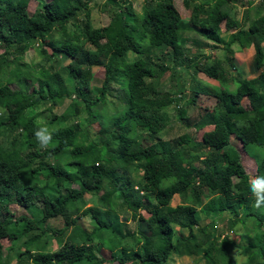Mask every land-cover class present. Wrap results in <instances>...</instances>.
I'll list each match as a JSON object with an SVG mask.
<instances>
[{"label": "trees", "instance_id": "trees-1", "mask_svg": "<svg viewBox=\"0 0 264 264\" xmlns=\"http://www.w3.org/2000/svg\"><path fill=\"white\" fill-rule=\"evenodd\" d=\"M36 1L31 12V0H0V106H16L0 116V264L4 238L15 264H169L183 255L235 264L236 248L246 264H264V206L254 207L251 192L252 179L264 176V7L248 22V9L238 18L237 0H183L188 18L174 0H142L140 11L134 0H104L98 7L108 20L94 28L93 0ZM208 42L224 55L206 54ZM236 45L259 48L253 76L238 69ZM30 49L39 59H26ZM95 66L105 70L98 87ZM167 73L174 90L162 88ZM114 84L123 95L112 112L102 103ZM200 94L216 102L194 120L189 108ZM58 98L70 100L64 112L42 121L36 109L51 110ZM171 107L193 132L162 136ZM44 126L53 132L47 148L35 137ZM233 134L257 148L256 175ZM160 170L167 195L157 194ZM89 197L97 202L88 205ZM13 204L38 214L13 217ZM57 218L62 226H50ZM53 241L57 248H47Z\"/></svg>", "mask_w": 264, "mask_h": 264}, {"label": "rangeland", "instance_id": "rangeland-1", "mask_svg": "<svg viewBox=\"0 0 264 264\" xmlns=\"http://www.w3.org/2000/svg\"><path fill=\"white\" fill-rule=\"evenodd\" d=\"M104 0H93V5H94V9H93V15H92V24L94 28L100 27L102 25H104L107 20L108 17L102 12L100 11L99 7H98V3L103 2ZM135 2V7L137 9V11H140L142 8V0H134ZM176 7L178 8V10L180 11V13L182 14V16L184 18H188L190 16V10L187 9L184 6L183 0H174ZM37 1L36 0H31L30 2V11L34 12L37 8ZM232 4L235 5V9L237 11V16L238 18L243 21L244 19V15H245V11L246 9L249 10L248 13V22H251L254 19L255 16V6L256 5H260L262 7H264V0H255L254 4H248V0H237L232 2ZM223 29H225V27L223 26ZM187 36L190 37V41H188L189 46H191L193 53H198L200 51V48L198 46H196L194 44L195 41V35L192 33H186ZM105 44V41L102 40L98 43V46H102ZM205 46L202 48L203 51L206 54H210L212 55L213 58L215 57H222L224 55V50L223 48L219 45V46H215V44L213 42H208V44H204ZM90 47H94L92 45H89ZM262 49L260 48V60L264 58V44L261 45ZM236 48L238 50L237 53V58H236V62H237V67L238 69L241 71L242 76L243 77H251L254 75V72L252 70V60L255 57V54L257 53V51L259 52V48L257 49L256 47L252 46V47H248V48H244L241 49L239 45H236ZM240 50V51H239ZM3 50L0 48V53ZM261 53H263L261 55ZM259 54V53H257ZM38 54L35 55V49H30L27 53H26V59L28 61H31L34 57H37ZM258 56V57H259ZM69 62V59H65L64 61H62L61 63H59V66H66L67 63ZM264 65V64H263ZM104 67L102 66H95L93 67V73H94V78H93V85L98 87L101 86L102 83V79L104 78ZM64 74L68 75V69L65 68L64 70ZM197 77L199 79H201L203 82L206 83H210V84H217L218 82L215 79L210 78L209 76H207L205 73L203 72H199L197 73ZM161 85L162 88H171V89H176V80H172L170 73H167L163 76V78H161ZM114 96L110 97L108 100L104 101L102 103V105L105 107L106 110L108 111H115L117 110L120 101L119 98L123 95V90L120 88L119 84H114ZM233 88V87H232ZM186 93L188 94L189 91H186ZM94 93H92L93 95ZM70 100L69 99H65V98H58L57 103L52 107L51 110H46V105H42L40 107H38L37 112L40 113L39 117L42 121H48L52 115L54 113H58L61 114L64 112V110L66 109V107L68 106ZM215 98L208 96L206 94H200L198 97V101H197V107H191L189 108V115L192 117V119H198L200 114L204 111V109L206 108H213L215 105ZM244 105H248L249 102L248 100H244L243 101ZM16 110V106L13 103H8L5 106L1 107L0 106V116H2L3 118H5L7 115H9V113H12ZM168 126L165 129V131L163 132L162 136L166 139L169 138H173V137H177L179 135H181L182 133L189 131V132H193L194 128H186L185 125H183L181 123V121L177 118V113H176V109L174 107H171L168 109ZM94 127H98V123L94 124ZM212 128V125L206 126L201 130H198L196 132V136L198 139L202 138L203 133L206 130H209ZM232 142L233 144H235L240 151L242 152V156H243V162L244 165L246 167V169L248 170V172L250 174H252L253 176L256 175L257 173V148H255L254 146H248V147H244L243 143L233 134L232 135ZM260 156H264V150H261ZM47 172V170H45ZM164 170H160L157 173V186H158V195H167L169 194V191L166 189V185L164 184V182L162 181V173ZM38 177L42 180L41 175H38ZM97 202V197H89V203L88 205H92L94 203ZM33 203L35 206L40 207L43 204L42 198L37 195L35 196V198L33 199ZM12 216L16 217L22 214H26V215H36L38 214L37 210L30 207V208H25L22 207L18 204H13L12 206ZM142 213L145 216H148V213L145 210H142ZM204 218V216H202ZM63 224V221L61 218H57V219H52L49 222V225L52 227H61ZM24 222H20L19 226H18V232H20L24 226ZM132 226H134V221L131 222ZM177 228L180 226H176ZM231 232V231H230ZM236 237L238 236V234H234ZM2 243L4 246L3 249V258L5 259L7 264H15V253L14 251H12L10 249L11 247V243L7 238L2 239ZM47 248L49 249H55L57 248V243L55 241L49 243L47 245ZM108 256H110V252L108 250H103ZM173 258V260H172ZM170 260L169 264H205L204 260L202 258H198V257H188V256H173ZM227 257L224 256L222 258V262L221 264H226L227 262ZM112 264H120L117 261H114ZM127 264H135L134 261H129L127 262Z\"/></svg>", "mask_w": 264, "mask_h": 264}, {"label": "clouds", "instance_id": "clouds-1", "mask_svg": "<svg viewBox=\"0 0 264 264\" xmlns=\"http://www.w3.org/2000/svg\"><path fill=\"white\" fill-rule=\"evenodd\" d=\"M41 148H47L53 142V132L47 127H40L35 133ZM251 192L255 197L254 207L261 208L264 206V176H257L251 181ZM233 261L235 264H246V257L241 255L238 249H234Z\"/></svg>", "mask_w": 264, "mask_h": 264}, {"label": "crops", "instance_id": "crops-1", "mask_svg": "<svg viewBox=\"0 0 264 264\" xmlns=\"http://www.w3.org/2000/svg\"><path fill=\"white\" fill-rule=\"evenodd\" d=\"M252 47V46H251ZM240 51V50H239ZM237 53H238V51H237ZM237 53H236V56H237ZM237 58V57H236Z\"/></svg>", "mask_w": 264, "mask_h": 264}]
</instances>
